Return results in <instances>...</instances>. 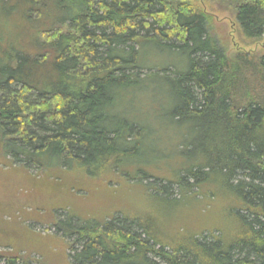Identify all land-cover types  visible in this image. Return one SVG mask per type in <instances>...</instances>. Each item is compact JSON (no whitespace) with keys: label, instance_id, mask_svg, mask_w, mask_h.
<instances>
[{"label":"trees","instance_id":"16d2710c","mask_svg":"<svg viewBox=\"0 0 264 264\" xmlns=\"http://www.w3.org/2000/svg\"><path fill=\"white\" fill-rule=\"evenodd\" d=\"M215 12L242 45L264 39V0H0V165L60 186L135 165L158 194L147 214L67 211L48 253L66 240L68 264H264V53L232 54ZM154 160L176 168L144 171ZM174 186L218 211L208 235L169 227ZM33 255L7 247L0 264Z\"/></svg>","mask_w":264,"mask_h":264},{"label":"rangeland","instance_id":"374dc122","mask_svg":"<svg viewBox=\"0 0 264 264\" xmlns=\"http://www.w3.org/2000/svg\"><path fill=\"white\" fill-rule=\"evenodd\" d=\"M207 5L215 10L218 8L215 2H208ZM216 15L219 16V21L216 22L218 25L215 33L224 36L218 28L225 26L226 46L232 54L244 49H258L264 53V39L251 46L242 45L237 33L232 30L229 21L231 16L228 13ZM140 164H143L144 171L162 178L176 168L174 161L172 163L154 160ZM134 166L126 165L124 170L112 172L107 179L91 184H81L78 181V174L81 173L69 172L70 174L64 177L63 184L60 182V186L57 183L55 185L57 180H50L46 173L34 166L25 170L20 168L19 164L12 168L0 165V250L7 247L11 250H32L35 263L68 264L67 256L72 252L68 250L66 240H58L59 245L48 246L55 251L48 253L45 249L50 236L61 239V234L53 227V221L65 219L67 211L78 218L101 222L115 214L119 215V212L123 215L156 212L159 209L152 206L154 202L151 196L157 194V191H152L155 188L151 186L153 179L143 181L137 176H132L136 169ZM129 170L131 172L128 173ZM161 185H164V182H161ZM166 196L169 200L179 202L173 207H168L167 218L172 229L183 228L195 234L206 230L208 235L210 227L220 219L218 211L201 195L196 198L184 196L174 186Z\"/></svg>","mask_w":264,"mask_h":264}]
</instances>
